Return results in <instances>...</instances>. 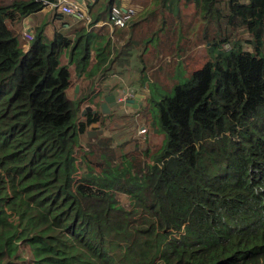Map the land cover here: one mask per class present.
<instances>
[{"label": "trees", "instance_id": "16d2710c", "mask_svg": "<svg viewBox=\"0 0 264 264\" xmlns=\"http://www.w3.org/2000/svg\"><path fill=\"white\" fill-rule=\"evenodd\" d=\"M55 1L0 0V264H264V0H150L161 22L117 55L83 26L63 31L55 10L59 29L42 19L23 50V20ZM132 44L140 72L198 44L210 54L151 101L163 146L116 129L76 164L81 135L108 115L81 114L73 75L87 89L123 78Z\"/></svg>", "mask_w": 264, "mask_h": 264}, {"label": "rangeland", "instance_id": "374dc122", "mask_svg": "<svg viewBox=\"0 0 264 264\" xmlns=\"http://www.w3.org/2000/svg\"><path fill=\"white\" fill-rule=\"evenodd\" d=\"M137 2L138 4H141L145 0H133ZM147 5V4H146ZM115 6L119 7L118 4H115ZM145 6V5H144ZM152 9V8H151ZM151 9L142 10L136 9L138 14L137 20L139 18H143V21L136 23V33H132V40H139L140 37L146 36V29L147 26H154L155 24L158 25L161 22L160 15L156 14V11L152 13ZM58 13L60 11L56 9ZM140 12V13H139ZM162 15L166 20V15L164 14V11H162ZM187 10H183L181 13L185 14L186 16H190V13H187ZM91 16L93 18H96L97 16H101V18H104V22H108V11L104 6L103 0H100L93 6H91ZM67 20H70V29L72 31L77 30L79 26H81L82 23L74 24V26H71L72 20L70 19V16H65ZM44 19L43 21L46 23V25H50L45 27L44 31H47V35L52 34L53 24L51 22V17L49 16H38L35 19H33L34 24H39L40 21ZM136 20V21H137ZM132 22V21H131ZM130 22V23H131ZM129 23V24H130ZM167 24V23H166ZM45 25V26H46ZM193 27H196L198 29V23H195L194 26H191L188 31L190 33L195 32ZM129 28V27H127ZM125 28V29H127ZM124 29V30H125ZM152 30H155L154 27H152ZM54 31V30H53ZM150 31V30H149ZM186 31L185 33H188ZM143 33L142 36H139L140 33ZM94 33V32H93ZM120 34V33H119ZM148 36H150V32L147 33ZM191 42L194 41L195 35L190 34ZM23 43V50L26 51L27 46L24 47V41ZM119 44H114L113 48L115 51V54L119 52L121 46ZM209 44H198L196 46H193L195 50L192 51L190 55H183L175 59L173 62L172 60L163 61L161 64H159L158 67L154 68H148L144 72H140L141 65L139 63V60L136 58L139 56L140 47L139 45L132 44L131 48L127 51V48L124 49L126 53H128V58L125 57L126 60H128L127 66L125 67V71H122L123 73V82H113L111 90L118 91L121 95L125 94V97L129 99H134L137 95L143 96V99L141 100L142 105L138 109H131L129 107H126L123 103L117 104L115 107L110 108L109 113L107 114L108 117L105 118L104 124L100 125V129L103 130V133L111 132L116 129H119L117 133H113V136L117 138H127L128 140L133 139L135 142H137L138 148H142L146 145V143L154 144L157 146H163L164 145V136L160 133H154L152 129H150V123L152 118V109H151V101L159 100L161 97H167L172 96L174 87L180 84H183L185 80L188 78V74L191 73L194 69L200 67L206 60L205 54L209 55L210 52L208 49ZM123 48V47H122ZM228 49V46L225 47ZM194 53V55H193ZM119 54V53H118ZM150 55L143 54L142 58L144 60H147ZM113 57L111 59H114ZM148 64L149 60L146 61ZM182 63L184 67H186L185 70L182 69H176L174 72V68L176 67L177 63ZM119 73L120 68L116 69ZM144 74V75H143ZM118 76V75H117ZM115 77V76H114ZM119 77V76H118ZM104 93L102 91L98 96H94L90 101V103H94L96 105V108H98V98L101 97V95ZM75 104V103H73ZM87 108L81 107V114L84 115L86 111L94 110L92 109L91 105H86ZM87 110H85V109ZM122 116H127V119L125 121L121 120ZM145 130V132H143ZM82 142L84 145H88L89 141H87L85 134L81 135ZM131 148H135V144L131 145ZM156 148V147H155ZM79 152L77 153L78 157ZM78 176V175H77ZM77 178H80L79 176Z\"/></svg>", "mask_w": 264, "mask_h": 264}, {"label": "crops", "instance_id": "0c3cea01", "mask_svg": "<svg viewBox=\"0 0 264 264\" xmlns=\"http://www.w3.org/2000/svg\"><path fill=\"white\" fill-rule=\"evenodd\" d=\"M100 0H97L94 4H96L97 2H99ZM55 3V2H54ZM151 1L150 0H145L144 2H142L141 4H138L137 2L133 1V0H115L113 6H115V4H118L119 8L121 9H125V8H133L135 9L136 13H137V8L141 9L140 12L142 10H147V9H151ZM94 4L89 6V17H90V23L86 24L83 21H78L75 18H73L72 16H70V19L72 20L71 22V26H74V24L77 23H82L81 26H83L87 32H91L93 35L96 36V45L98 42H101L103 40L106 41V38L110 39V46H114V44H119L122 45L126 43V41L134 34L136 33L135 30L136 28V23L143 21V18H139V20H137L138 18V14H135V16L132 18V22L128 25L129 28L127 29H112L109 25L108 22H104V18L102 19L101 16H97L96 18H93L91 16V6H93ZM147 4V5H146ZM145 5V6H144ZM117 7V6H116ZM56 9H52L50 6L45 7L41 13L36 14V15H31L29 17H27L26 19L23 20L21 26H20V30L22 32L23 29H27L29 31H31L32 33L34 32V29L37 27H40L39 24H34L33 19H35L36 17L42 15V16H52L53 11H55ZM139 12V13H140ZM56 14H60L57 12L56 10ZM108 15H109V11H108ZM62 16H69V15H62ZM137 20V21H136ZM70 23V20H68ZM51 22H52V26L53 28H58L59 29V23L58 21H52L51 18ZM50 26V25H47ZM46 26V27H47ZM69 27H67V25H65L64 27H62V30H67ZM133 34H131V32ZM94 32V33H93ZM45 33L47 34V31H45ZM120 33V34H119ZM34 35V34H33ZM139 36H142V33L139 34ZM102 37V38H101ZM136 40V39H135ZM92 64L95 62L94 59V51L91 52V58H90ZM120 82L122 80L121 76H115L111 75L108 76V81L104 80V82H99L98 80L94 81V84L92 86V88H88L87 89V85L88 83H81V81H79V83H77L75 76L73 75V88H70L67 91V96L68 98L71 100H76L77 99V94H79L78 98L79 100H81L82 98V104L81 107H85L87 108L86 105H91L92 109L96 108V105L94 103H90L91 100H93L92 98L94 96H98L102 91H104V93L101 95V97L98 98V105L101 104L102 98L103 96L108 93L111 92L113 90H111L112 88V84L113 82ZM105 85H109L110 89L108 91H105V89H103V86ZM78 86V90L75 93V87ZM81 88V91H79ZM80 107V108H81ZM82 109V108H81ZM82 113V112H81ZM82 118V117H81Z\"/></svg>", "mask_w": 264, "mask_h": 264}, {"label": "built area", "instance_id": "2783aa9c", "mask_svg": "<svg viewBox=\"0 0 264 264\" xmlns=\"http://www.w3.org/2000/svg\"><path fill=\"white\" fill-rule=\"evenodd\" d=\"M97 0H56L55 3H46L44 4L50 6L52 9H58L61 14L69 15L75 18L78 21H83L86 24L90 23L89 17V6L94 4ZM136 11L133 8H125L121 9L116 6H112L109 11L108 15V25L112 29H125L128 27L129 23L131 22L132 18L135 16ZM21 38L24 42L29 43L33 38V33L27 29H23L21 32ZM26 45H24L25 47ZM119 101L121 103L126 102L129 98L125 97L124 95L119 96ZM145 132V130H143ZM87 151L86 146L84 143H79L78 146L75 148L73 153V157L75 158V163L79 162V158L76 157L78 152H85ZM79 180L80 178H77ZM156 264H162L161 261H157Z\"/></svg>", "mask_w": 264, "mask_h": 264}, {"label": "water", "instance_id": "95a60500", "mask_svg": "<svg viewBox=\"0 0 264 264\" xmlns=\"http://www.w3.org/2000/svg\"><path fill=\"white\" fill-rule=\"evenodd\" d=\"M103 89L105 91H108L110 89L109 85L103 86ZM78 90V86L75 87V93ZM119 92L118 91H112L107 93L103 96L101 104H100V111L102 114L107 115L110 111V108L115 107L118 104V97ZM143 96L137 95L134 99H129L125 102V106L129 107L131 109H138L142 102ZM87 110V109H86ZM103 134V130L98 129L97 124H92L89 129L86 131V139L88 141H92L96 139L98 136H101Z\"/></svg>", "mask_w": 264, "mask_h": 264}, {"label": "clouds", "instance_id": "9594fccd", "mask_svg": "<svg viewBox=\"0 0 264 264\" xmlns=\"http://www.w3.org/2000/svg\"><path fill=\"white\" fill-rule=\"evenodd\" d=\"M24 44L27 46V44H26V43H24ZM111 92H112V91H111ZM108 93H109V92H108ZM106 94H107V93H106ZM106 94H105V95H106ZM119 96H120V93L118 94V97H117L118 104H120V103H121V102L119 101V99H118V98H119ZM128 100H129V99H128ZM126 101H127V100H126ZM123 104H125V102H124ZM100 130H101V129H100Z\"/></svg>", "mask_w": 264, "mask_h": 264}, {"label": "flooded vegetation", "instance_id": "af4514ba", "mask_svg": "<svg viewBox=\"0 0 264 264\" xmlns=\"http://www.w3.org/2000/svg\"><path fill=\"white\" fill-rule=\"evenodd\" d=\"M98 125V129H100V125L99 124H97Z\"/></svg>", "mask_w": 264, "mask_h": 264}]
</instances>
